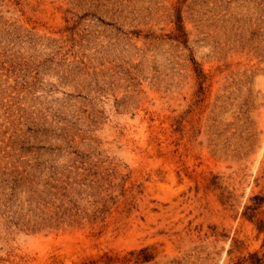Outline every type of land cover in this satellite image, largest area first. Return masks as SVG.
<instances>
[{"label":"rangeland","instance_id":"1","mask_svg":"<svg viewBox=\"0 0 264 264\" xmlns=\"http://www.w3.org/2000/svg\"><path fill=\"white\" fill-rule=\"evenodd\" d=\"M0 264H264V0H0Z\"/></svg>","mask_w":264,"mask_h":264}]
</instances>
